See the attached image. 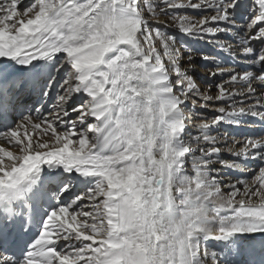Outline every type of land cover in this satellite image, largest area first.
<instances>
[{
	"label": "snow or ice",
	"instance_id": "1",
	"mask_svg": "<svg viewBox=\"0 0 264 264\" xmlns=\"http://www.w3.org/2000/svg\"><path fill=\"white\" fill-rule=\"evenodd\" d=\"M260 109L264 0H0V264H264V136L211 134Z\"/></svg>",
	"mask_w": 264,
	"mask_h": 264
},
{
	"label": "bare ground",
	"instance_id": "2",
	"mask_svg": "<svg viewBox=\"0 0 264 264\" xmlns=\"http://www.w3.org/2000/svg\"><path fill=\"white\" fill-rule=\"evenodd\" d=\"M29 0H24V2L26 3ZM172 13H169L168 17H165L163 15H161L159 17V19L161 21L164 22V27L165 29H173L174 25L169 23V18L172 16ZM188 15L190 16H195L197 19H199V16H197V14L193 11H189ZM170 35H175V32L172 31L169 33ZM218 39L222 40V41H227L228 43L233 45V51H235L237 53V56L235 58V60H233V58L228 54V53H224L223 55H218L217 52H212L210 50V45L206 44L204 41H199V42H193V41H184V43L187 45L188 48H200L203 49L205 54L211 55V56H218L219 61H221V66L224 68H234L236 69V71H242L245 70L244 69V65L249 63L250 61L245 60V58L240 54V48L238 46V42L236 40L231 39L228 36H219L217 37ZM255 47L259 48L260 45L259 44H255ZM178 47H180V52H181V56L182 59H186L188 56V51L186 50L185 47L178 45ZM194 56H197V54L195 52L192 53ZM194 65L197 69V71L195 73H192L197 80V83L201 85L202 88H210V95H216L217 93V88L216 85L218 84H222L225 83L226 81L229 80L228 76H216V77H210L207 75L208 70L211 69L212 71H215V68L212 65H208L207 68H202L204 67V62L201 61L198 56L197 58L194 60ZM247 70H251V71H256L255 68H250ZM259 82H257L258 84ZM226 87L228 88H233L235 87L237 89L238 92L242 93L243 89L240 87V85H228L225 84ZM257 86V85H254ZM260 89L258 87L257 89V93H256V97L259 98L260 95ZM235 102L237 103V106H246V105H252L255 104V99L252 98H245V96L243 94H239L235 97ZM29 106H32V102L28 101ZM234 101L233 100H228L227 101V105H220L219 103L213 104L211 106H209V108L205 111L200 112V115L204 118H206L207 120H211L217 113L215 111L216 108L220 107V106H225L227 107L228 105L233 104ZM35 107H40L39 104H36ZM45 107H48L47 104H45ZM260 111H264V109H260ZM25 115H27V113H25ZM44 115H47V113H44ZM33 116L35 118L36 114L33 113ZM19 117V114H18ZM16 118V117H15ZM19 118H17L16 120H19ZM193 135H196L195 131L193 130L192 132ZM212 135H220V134H226L225 136H221V139H227L228 140V144L227 147H233L232 145V140H236V141H243L245 140V138L247 137H260V136H264V123H261L259 118H253V117H247L244 120L241 121L239 126L236 125H229L227 123H221L220 125H218L216 127V131H214L213 133H211ZM241 145H235L234 147L236 149H238ZM223 159L226 160H230L232 159V157L225 151L223 153ZM258 166H264L260 164L259 160H256L255 162H251L248 165V168L250 170H257L258 171ZM224 172V176L223 178L225 180H228L229 182H235V179H251V176L253 173H249L246 176H234V174L230 171L227 170H222ZM256 239H259V236H256ZM215 244L214 241H209V249L211 250L213 245Z\"/></svg>",
	"mask_w": 264,
	"mask_h": 264
},
{
	"label": "rangeland",
	"instance_id": "3",
	"mask_svg": "<svg viewBox=\"0 0 264 264\" xmlns=\"http://www.w3.org/2000/svg\"><path fill=\"white\" fill-rule=\"evenodd\" d=\"M30 2V0L29 1H27L26 3H29ZM202 68H205V67H202Z\"/></svg>",
	"mask_w": 264,
	"mask_h": 264
}]
</instances>
